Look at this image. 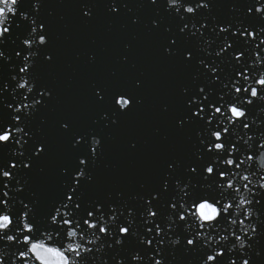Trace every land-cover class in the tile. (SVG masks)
<instances>
[{"label": "snow or ice", "instance_id": "obj_1", "mask_svg": "<svg viewBox=\"0 0 264 264\" xmlns=\"http://www.w3.org/2000/svg\"><path fill=\"white\" fill-rule=\"evenodd\" d=\"M57 7L123 30L70 101ZM0 69V264H264V0H0Z\"/></svg>", "mask_w": 264, "mask_h": 264}, {"label": "water", "instance_id": "obj_2", "mask_svg": "<svg viewBox=\"0 0 264 264\" xmlns=\"http://www.w3.org/2000/svg\"><path fill=\"white\" fill-rule=\"evenodd\" d=\"M50 4L65 3L67 0H47ZM64 19L61 20L60 17ZM53 31L56 45L60 52V63L57 68L49 69L53 73L65 100L70 101L75 93L93 76L100 73L106 65L121 51L119 46V33L123 31L118 24L98 14L96 20L91 24H81L74 20L73 12L68 8H54ZM79 52L80 59H75V54ZM87 52H95L97 61L95 65L86 63ZM133 63L137 59L133 56ZM137 67L140 65L137 63ZM4 70L0 69V75ZM149 103L144 108L134 112L127 117L122 126V130H112L106 133V143L108 151L102 161L103 164H116L117 169L114 172L119 173V179L122 186H129L128 182L133 178L127 161L124 160L119 152L123 139V131H128L138 136L143 141L140 130V122L147 116ZM235 135H239L237 130H233ZM235 138V136L233 137ZM259 157L256 160V167L260 166Z\"/></svg>", "mask_w": 264, "mask_h": 264}]
</instances>
